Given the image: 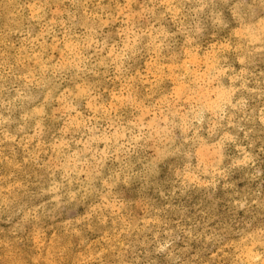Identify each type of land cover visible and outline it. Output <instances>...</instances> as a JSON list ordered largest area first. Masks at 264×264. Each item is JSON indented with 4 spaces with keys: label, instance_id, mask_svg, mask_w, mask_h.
I'll return each instance as SVG.
<instances>
[{
    "label": "rangeland",
    "instance_id": "rangeland-1",
    "mask_svg": "<svg viewBox=\"0 0 264 264\" xmlns=\"http://www.w3.org/2000/svg\"><path fill=\"white\" fill-rule=\"evenodd\" d=\"M0 264H264V0H0Z\"/></svg>",
    "mask_w": 264,
    "mask_h": 264
},
{
    "label": "bare ground",
    "instance_id": "bare-ground-1",
    "mask_svg": "<svg viewBox=\"0 0 264 264\" xmlns=\"http://www.w3.org/2000/svg\"><path fill=\"white\" fill-rule=\"evenodd\" d=\"M249 26H250V25H249ZM250 27H251V26H250ZM248 28H249V27H248ZM246 29H247V28H246ZM251 29H252V28H251ZM247 31H248V30H247ZM252 31H253V30H252ZM258 31H259V30H258ZM255 33H256V32H255ZM254 35H255V34H254ZM256 37H257V36H256ZM183 73H184V72H183ZM179 89H180V88H179ZM182 89H183V88H182ZM182 89H181V90H182ZM183 92H184V91H183ZM183 92H182V93H183ZM221 102H222V101H221Z\"/></svg>",
    "mask_w": 264,
    "mask_h": 264
}]
</instances>
